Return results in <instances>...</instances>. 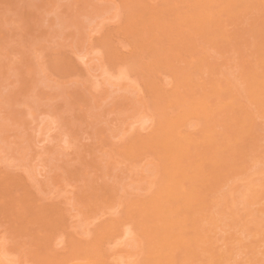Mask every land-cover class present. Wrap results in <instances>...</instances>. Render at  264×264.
Returning a JSON list of instances; mask_svg holds the SVG:
<instances>
[{
    "label": "rangeland",
    "instance_id": "374dc122",
    "mask_svg": "<svg viewBox=\"0 0 264 264\" xmlns=\"http://www.w3.org/2000/svg\"><path fill=\"white\" fill-rule=\"evenodd\" d=\"M133 1L0 0V264L62 263V257L59 256H63L64 252L67 254L66 251L70 248L67 244L71 245L70 241L67 243L69 236H74L79 241L75 244H80V240L82 244L85 239L88 242L87 239L90 241L94 233H97L95 230L102 224H108L113 218L125 217L122 215H125L129 207L134 208V203L142 198H152L155 193L162 177L161 162L155 153H145L138 149L141 143L137 144L140 135L143 134L142 140L149 135L159 112L155 97L147 88L146 81L150 71L141 72L144 69L135 68L136 65L123 66L118 60L114 62L116 56L108 52L110 49L107 43L112 41L114 46L119 45L120 49L117 48L121 52L118 55L127 52L128 56L131 47L130 43L129 46L125 43L129 40L125 38L123 26L126 19H129L128 16L137 11V14H140L142 10L139 6L142 9L144 2L151 8L159 7L160 2L164 5L167 3L168 8L169 2L141 0L138 3L136 0L135 5L136 2ZM260 1L263 5L258 7L256 6L261 2L252 1V8L248 4V11L243 7L246 4H242L246 10L242 8V14L239 12L237 16L234 15L235 12L232 13V18L223 15V25L217 24L221 25L220 29L224 27L225 30H221L225 33H222V37L221 33L220 37L215 35L216 40L214 35L213 39L209 37L212 40H207L208 36L201 35V39L197 33L193 36L194 32L190 33L189 29L184 31V36L181 35L183 39L180 40L185 42L176 40L180 50L182 47L184 53L186 46L187 51L177 55L178 64L176 61L171 63V60H175L174 57H167L171 66L179 67L180 72L181 67L183 69L188 61H195L196 64L199 61V67H194V62L190 61V65H193V68L190 66L192 72L198 69L195 70L196 75L190 72V69L187 70L189 73L178 74L176 68L177 80L185 76L187 79L192 73L195 85L203 83L201 86H205L204 89L207 87V91L208 87L217 89V84L219 88H225L226 91L220 90L222 97H219L222 100L220 104L224 103V111L217 101L218 97L217 102H214L218 108L220 106V109L216 110L217 113L215 110L212 113L213 116L216 115L214 121L213 117L211 118L217 128L209 126L217 131L221 139L227 136V139L231 140L228 139L227 143H232L226 144V139L219 140L215 135L218 138L215 139L222 144L225 142V145L218 146L219 154L216 153L215 156H219L221 165L220 162L218 165L213 164L215 169L212 170L209 156L218 149V142L212 143V149L216 147L215 152L209 150L212 145L206 146L207 149L205 145L200 146L205 149L199 150L205 151L202 156L206 161L208 158L204 153L207 156L210 154V160L206 162L204 159L203 162L205 167L207 165L208 177L212 176V181L207 180L208 183L205 180L203 184L207 185H201L206 197L204 204L208 207L197 210L192 214V219L195 220V231L206 234L208 238L206 236L205 239H209V242L207 241L206 245L202 243L199 248L196 244H191V250L187 251H184V247H176L177 250L171 251L167 249L169 256V253H174L173 264H213L215 258L220 260H216L214 264H264V100L258 101L264 94V1ZM215 28L214 31L219 30ZM214 31L212 34H215ZM165 33L167 39L169 35ZM187 42L193 44L187 45ZM189 49H192L191 52ZM187 52H190L191 56ZM172 55L175 56L174 53ZM146 57L144 56L145 60ZM120 58L118 56L117 59ZM186 66H189L188 63ZM185 67L184 69H187ZM128 68H131L130 71ZM163 72H155L152 75L162 77L160 82L163 79L165 82L167 72L162 76L165 73ZM150 75L151 73L149 77ZM169 75L170 73L167 76ZM173 78L172 81L167 78L168 87L172 85L171 82L176 84ZM258 78L260 81L257 82ZM254 80L255 83H251ZM255 84L263 89L256 91L258 86L255 87ZM227 88L231 91H227ZM253 88L262 96L256 99L259 95L253 92ZM196 90L199 92V89ZM249 90L254 93V97L250 95ZM211 92V98H216ZM230 93L235 96L237 102L232 103L233 106L227 105L226 108V101L228 104L229 101H235L234 96L229 98ZM255 104H258L263 112ZM214 107L218 109L216 105ZM228 107H232V110ZM242 107L245 109L242 110ZM235 109L238 111H235L234 115L239 111L241 113L240 116H234H237V121L232 120L234 118L230 120L232 116L229 117ZM238 116L242 121H238ZM195 120H192L194 126L191 125L190 129L197 132L193 133L198 139V134H203L200 130L205 126V122L198 118L200 123ZM200 140H196L197 147L198 142L200 145L204 144L203 139ZM197 147L194 149L198 153ZM134 148L141 152L136 153ZM231 148L234 153L229 152ZM226 149L229 151H225ZM136 154L140 155L135 156ZM192 157L191 160L194 158ZM191 160H188L190 165ZM241 160L245 162L242 163ZM188 161L185 168H190ZM193 168L195 167L190 168V172ZM167 171L168 176L169 170ZM211 172L213 173L210 176ZM40 217L42 220L38 222ZM50 222L54 223L50 224L51 229ZM87 233L88 237H85ZM47 237L52 243L48 244L51 247L44 244L45 249L43 242H40L42 239L49 243L48 239H44ZM50 237L55 238V241ZM139 237L135 239L134 236H129L124 241H121L122 237H118L115 238L119 241L117 244L110 238L115 245L109 246L115 250L118 248L115 252L108 249L110 257L115 260L110 259L114 260L113 262L119 260L120 264L145 263L146 245L144 241L143 247L140 245L141 242L137 241ZM131 238H134L133 241ZM108 242L110 241L106 244ZM192 246L197 250V256H194V253V257L189 255V251L194 252Z\"/></svg>",
    "mask_w": 264,
    "mask_h": 264
},
{
    "label": "bare ground",
    "instance_id": "6f19581e",
    "mask_svg": "<svg viewBox=\"0 0 264 264\" xmlns=\"http://www.w3.org/2000/svg\"><path fill=\"white\" fill-rule=\"evenodd\" d=\"M124 1L126 2V1H129V0H124ZM139 1H141V0H138V3H139ZM252 1H254L253 3H255L256 1H257L256 3L261 2L260 4L258 3L257 6H256V4L253 5L254 6L253 8H255V6L258 7L260 5H263L262 1H260V0L259 1L258 0H256V1L255 0H168V1L166 0V2H169V7L168 8H167V3L164 5V4H162V2H160L159 3L160 4L159 7L151 8L148 5H146L145 2H144V4L142 3V9L139 6V9L142 10V12L140 14H137L139 11H137L135 13V8H134V13L135 14L132 13L133 11H131V12L129 11L130 13H132L133 16L130 14L128 16L129 19L128 20L126 19V21H125L123 26H124L125 38L127 40H129L128 42L126 41L125 43L126 44L130 43V47H131L130 51L131 52L130 53L128 52V56H126L127 52L126 53L122 52L121 55H118V53L120 54V52H121V51L119 52V50H118L119 45L117 46L118 47L117 48L116 46H114L115 44L112 41H108L109 43H107L108 49H110L108 52L109 53L111 52V53L115 54L116 59H115L114 62H116V60H118L117 62H122L123 66L125 64L126 65L129 64V65H132V66L136 65L135 68L138 67V68H140V70L144 69L141 72H144V71L149 72L150 71L149 73H151L150 77H149V73H148V76H147L148 78H147L146 83L148 84L147 88H149V90L148 89H146V90H148V92L150 91L149 93L153 94V96L155 97V101L157 102V105H158L157 106L158 107L157 110H159V112L157 113L158 115L155 114L157 116L156 117L157 119L155 120L156 124L153 123L154 127L152 128V130H150L151 132L149 131L150 132V133H148L149 135L148 136L145 135L146 137H144L143 140H142V138H143L142 135L143 134L140 135L139 138L141 140L137 138L138 140H140V142H138V140H137V144L141 143V145H138L139 146L138 147L139 150H141V151L143 150V152H145V151L146 152L147 151L151 152L152 151L153 153H155L157 155V157L159 158V160L161 162V166H162V169H161L162 171L160 170L162 172V177H161V179H160V181L158 183V187H157L155 193L151 196L152 198H149V197L146 198V199L142 198L138 202L134 203V208L132 207L133 208L132 209L131 207H129L128 210L125 211V215H122V216H125V217H120V219L119 218H116V219L113 218V219H111L108 222V224L104 223V224L101 225V223H100L101 226L98 227L100 229L97 228L95 230V232H97V233L96 234L94 233V237H92V239H91L90 236H89V238L91 239L90 241L87 239L88 242H86V239H85V241H83L82 244H81V242H82L81 240H80V244H75L76 242L78 243L79 241L76 238H74V236H71V237L69 236L70 238L68 237L67 243L70 241L71 245H69V243L67 245L70 248H69V250L67 249V251H68V252L66 251L67 254H65V252H64L63 256L61 254H60L61 256L57 255V257L58 256L62 257V263H60L57 260V262H59V264H64V263L65 264H117V262L119 261L118 257L117 256L115 257V258H117L118 261L117 262H113L115 259L110 257L111 253H108V249H110L111 252H112V250L115 252L118 249V248L116 250H115V248L112 249V247L115 245L114 244L115 242H116V244L119 243V241L117 239L116 240L118 242L115 240V238H118V237H122L123 239L121 238V241H124L129 236H131V237L134 236L135 239L138 238L139 236H141V237H139V239L141 240V238H142V240L140 241L138 239L137 241L141 242L140 245L142 244V247H143V242L142 241H144L145 242L144 245H146L144 247V249L146 251L145 252L146 253L145 254L146 257H144L146 259H144V260H146V261H144L145 263H141V264H173L175 262V258L173 256L174 253L173 254H171L172 252L169 253L170 254V256H169L167 254L168 253L167 249L168 250L170 249V251H171L173 249L177 250L176 247H179V248L184 247V251H187V250H191L190 249L191 248V244H196L197 248H199V246H201L202 243H204L206 245V242L207 241L209 242V239L207 241L205 239L206 236H207L206 234L203 235L201 231L200 232L199 231H195L196 230L195 225H194L195 224L194 223L195 220L192 219L193 216H194V215L192 216V214L195 213L197 210H200L202 208L206 209L208 207V205L204 204V203H206L205 202V198L206 197L204 195V191H202V186L201 185L203 184V182H206L207 180L210 181L212 179L211 174L213 172L210 173L211 177H208L209 173L207 171V165L205 167V164L203 162V160L205 158L202 156L203 152H205V151L202 152V150H205V149H203L204 147L207 149L206 146L209 145V147H210L212 145L211 148H209V150L210 151L213 150L212 152H215V150H216L215 148L222 144V143L218 142V140L215 139V138H217L215 135H217L219 137V134L217 133V131L215 132L214 129H212V128H215V129L217 128V127H214L215 123L213 122L214 121V117H216V115L213 116L214 114H212V113H214V110L215 111L219 110L220 106H222L223 111H224V107H223L224 103H223V105L220 104L222 102V100L219 97H222L220 90H225V88L221 87V86H220L221 88H219V86L217 84L218 82L216 83L217 86L215 85V87L216 88L218 87L219 89L218 88L215 89L213 87V89H214L213 90L211 88L209 89V87H208V91L206 90L207 87H206V89H204L205 86L204 87L201 86L203 83L201 84L200 81L199 82H200L201 85H199V84L195 85V81H194L195 78L193 77L194 75L192 73H194L196 75L195 70L197 68L194 70V72H192L191 69L193 68V65L192 66L190 65V64H192V63H190L191 60L188 61V62L185 61V62L188 63L189 66L188 67L186 66L187 63H186V65L184 64L186 66V67L185 66L184 67L187 68V69H184V67L182 69V67H181V72L179 71L180 69H178L179 67H173V66H171V63H175L174 61L179 60V57H177V55L180 56L181 54H184L185 51H187L186 50L187 49L186 46H185L184 53H183L182 47L180 46L181 47V50H180V48L178 46L179 45L178 43L181 41L180 39H183L182 36H184V34H183L184 31L187 32L188 29H189L190 33L194 32L193 36L196 35V33H197V36H199V37L201 35H202V37L208 36V37H206L207 40L210 39L209 37H212L214 35V38L216 40V37H220V35L222 37L223 34L225 33V31L223 32V30H221L222 28L224 29L223 26L220 29V26L223 25V23L225 21L222 18L223 15H224V17L225 16H230L231 17V15L234 17L235 14L237 16V14H239V12L240 13L242 12L241 10H242L243 7H245L247 9L246 10L245 8H243L244 11L245 10L248 11V10H250V7L252 8V5H251ZM133 2H136L135 5H137V1L136 0H134ZM124 4H127V3H124ZM242 4H246V5H243V7H242ZM248 4L251 5V6L250 7H246V6H248ZM161 5H164V6H161ZM128 6H131V5H128ZM143 7H144V10H143ZM132 8H133V5H132ZM239 8H240V10H238ZM136 9H138L137 6H136ZM167 9H168V11H167ZM143 11H145V12H143ZM255 11H256V9H255ZM167 12H169V13L167 14ZM232 13H234V15ZM249 13H250V11H249ZM226 14H229V15H226ZM138 15H140V16H138ZM134 16H135L136 19L134 18ZM227 19H228V17H227ZM217 23L221 24V25H218ZM218 26H219V28H218ZM224 26H225V24H224ZM185 28H187V29H185ZM214 28H215V30H217V29H219V30L214 31ZM213 31H214L215 34H212ZM165 32H167V36L169 35L168 38L171 40V42H170V40L168 38L167 39L165 38L166 37L165 36L166 35ZM170 32H173V33H170ZM186 32H185V34H186ZM178 35H179V37H177ZM215 35H216V37H215ZM161 36H162L163 39L161 38ZM170 36H173V37L175 36L174 37L175 40H174L173 37H170ZM190 36H192V35H190ZM180 37H182V38H180ZM176 39L178 41L179 40L180 41L178 42ZM195 39H193V40H195ZM212 39H213V37H212ZM212 39H210V40H212ZM221 39H219V40H221ZM166 41H168V43ZM186 41H188V40L186 39ZM191 41H192V39H191ZM181 42L183 43V42H185V40L181 41ZM169 43H172L174 45L169 44ZM175 43H177V44H175ZM189 43L193 44V42H189ZM189 43L187 42V45H191ZM167 44H169V45H167ZM175 45H177L178 47L176 46V48H174ZM127 46H129V44ZM194 47H196V46H194ZM176 49H178L177 51L179 53L176 51ZM194 49H196V48H194ZM194 49H193V51H194ZM191 50H190V52H191ZM116 51H118V52H116ZM128 51H129V49H128ZM144 53H146V54H144ZM173 53L175 54V56L172 55ZM189 53H188V55L191 56V54H189ZM124 54H125V57H124ZM108 55H110V54H108ZM146 55L148 57H146ZM111 56H113V55H111ZM118 56L121 57V58L117 59ZM144 56L146 57L147 60H145ZM167 57L170 58V59L171 58L173 59V57H174L175 60H171L172 61L171 62V61H169V59H167ZM184 58H183V60H184ZM191 62H194V67H195V65L199 64V61H197L198 62L197 64L195 63V61H191ZM116 64L117 63H115V66H116ZM176 64H178L177 61H176ZM119 65H121V64H119ZM119 65H117V66L119 67ZM170 67H172V68H170ZM198 67H199V65H198ZM124 68L126 69V67H122V69H124ZM176 68L178 69L179 72H177ZM130 69L128 68L129 71H130ZM172 69L173 70L175 69V70L173 71ZM189 69H190V72H192V73H190L191 76H188L187 79H186V76H185V78H180L181 80L184 79L185 81L184 80L181 81L180 79L177 80V78H176V74L177 73L178 74H180L182 72H185V73L188 72L189 73V71H187ZM135 71H136V69H135ZM155 72H157V73L163 72L164 75H162V76H165V74L167 72L165 78L167 77V78H169L171 80L172 77H174L175 80H174V78H173V80L175 81L176 84H174V82H171L172 85L170 84V86L168 87L166 85V83L168 82L167 78H166L165 82H164V79H163L162 82H160L162 80L161 79L162 77H158L157 76L160 79V80H158V78L155 77L156 74H154V76L152 75ZM163 73H161V74H163ZM168 73H170L169 77L167 76ZM145 74H147V73H145ZM173 75H175V76H173ZM170 76H171V78H170ZM193 78H194V80H193ZM258 80L260 81L259 78L257 79V82H258ZM249 81H251V80H249ZM255 81L256 80H254L251 83H255ZM263 85H264V83H263ZM145 86H146V84H145ZM182 86H183V88H182ZM257 86H258L259 89L258 88H257V90L254 89ZM250 87H252V86H250ZM250 87H249V89H250ZM255 87L253 88V92H255V90L256 91H258V90L260 91V88L263 89V87H259L258 84L257 85L255 84ZM140 88H141V86H140ZM196 89H199V92H197ZM262 89H261V91H262ZM200 90H202V92H200ZM216 90H218L219 92L216 91ZM251 90H252V88H251ZM251 90H249L250 93H251L250 95L251 96L253 95V97H254V93L251 92ZM140 91L141 90H139V92ZM209 91L210 92L213 91V92H211V94H212V96L216 95V98L215 97L211 98V95H210ZM227 91H231V90H229V88H227ZM222 93L225 95V92L222 91ZM255 93H258L256 95H259V92H255ZM218 94H220L221 96H219ZM227 94H228V92H227ZM224 95H223V98L225 97ZM231 96H234V95L233 94L231 95V93H230L229 94V98ZM260 96H262V94L257 96L256 99L258 97H260ZM217 97L219 98V100H217L218 99ZM210 99H215V101L214 100L211 101ZM234 99H235V96H234ZM216 100L218 101V103L220 105L219 108H218L217 104L214 103V102H217ZM263 100H264V94H263V96L261 98L258 99V101L261 102ZM254 101L256 102V100H254ZM227 102L228 101H226V103ZM234 102H237V99H235V101H229V104L225 103V105H226L225 107L227 108V105H232V103H234ZM213 103H214V105H213ZM238 103H240V102H238ZM262 103H264V101ZM258 104H259V102H258ZM258 104H255V105L258 106ZM215 105H216V107L218 109H216L214 107ZM236 106L234 108H236ZM243 107L241 108L242 110L245 109ZM230 108L229 109L231 111L232 107H230ZM155 111H156V109H155ZM235 111H236V109L234 110V112H231L232 114H229V117L232 116V117H230V120H231V118H234V116L237 115V114L240 116V114H241L240 111L237 114L234 115ZM237 111H238V109H237ZM261 111H262V109H261ZM263 111H264V108H263ZM217 112L218 111H216V113ZM212 117H213V121L212 122L214 123L213 125H212V122H211V120H212L211 118ZM236 117L234 119H232V120H236ZM150 118L152 119V117H150ZM191 118H194L192 120L196 119L195 121L197 123L198 122L200 123L199 120L203 121V123L205 122V126L203 128H201V130H203V131L200 130L201 133L203 132L202 136H200L198 134L199 137H197L199 140H200V138H201V140L203 139L202 142L204 144L200 145V142H198L197 143V144H199L198 147L195 144L196 140H198V139H196V137L194 135V133H197V132L196 131L194 132V131H192L190 129L192 123L194 122V121L192 122ZM197 118L199 120H197ZM242 118H244V116H242ZM246 118H247V115L245 116V119ZM239 119H240V121H242V119L240 117L238 118V121H239ZM247 123L248 122L246 120L245 124H247ZM150 125H151V123H150ZM209 125H211L212 128ZM192 126H194V125H192ZM249 126H251V125L249 124ZM224 128H225V126H224ZM224 137L222 139H221V137H219V140L226 139L225 140L226 144L231 143V142L227 143V141L229 139V138L227 139V136H226V138H224ZM240 138H243V137H240ZM214 141L218 142L217 143L218 145L216 146V144H215L216 147L212 149ZM225 142H223L222 145H225L224 144ZM203 145H205V146L203 148H201ZM221 146H219V147H221ZM195 147H197L198 150L200 148L202 150H199V152L197 153V150L195 151V149H194ZM219 147L217 149L218 152L216 150V152L214 154H212L213 157L210 154H209L210 156L208 155L209 157H211V160L204 153V156L207 157L210 160L209 161L207 159V161H206V159H205L204 161H206V162L209 161V165L211 163V166L213 164H217L218 165V163L220 162L219 156L216 157L219 154ZM228 147L230 148V145ZM193 149L196 152L195 155L193 154ZM236 149H237V147H236ZM128 151H127V153H128ZM141 151L136 150V153L137 152L140 153ZM225 151L228 152L229 150L226 149ZM149 152H147V153H149ZM200 152H202V153H200ZM229 152L230 153L233 152L232 148H231V151H229ZM208 153H209V151H208ZM216 153H217V155H216ZM130 154H132V153H130ZM139 155L136 154L135 156H139ZM142 155H143V153L141 154V157H142ZM192 156L196 160H194V158ZM222 156H224V155L222 154ZM190 157H192L193 160H191ZM147 159H149V158H147ZM187 159L192 161L191 165H190V161H188ZM137 160H138V158H137ZM187 161H188V163L190 165V168L191 167H195V168L191 169L192 172H190V168H185V163H187ZM228 162H230V161H228ZM243 162H245V161H242V163ZM154 165H155V163H154ZM220 165H221V162H220ZM224 165H225V163H224ZM186 167H188V166H186ZM213 168H214V165L212 166L211 170ZM232 168H234V167H232ZM167 169L169 170V175L168 176H167V173H168ZM211 170H209V172ZM229 170H231V169H229ZM159 175H160V173H159ZM154 184H155V182H154ZM204 185H207V184L206 183L203 184V187H204ZM200 187H201V189H200ZM130 206H133V205H130ZM205 206H207V207H205ZM199 213H201V212H199ZM62 216L65 218L64 215H62ZM42 217H40V219H37V221L38 220H42L41 219ZM200 218H201V216H200ZM64 220H66V219H64ZM57 221H59V220L57 219ZM212 221H213V219H212ZM51 223H53V222H50L49 225ZM54 223H57V222L54 221ZM62 223H63V220H62ZM212 223H215V222H212ZM47 224H48V221H47ZM65 224H66V222L64 221L63 225H65ZM49 225H46V226H49ZM51 226L52 225H50V229L52 228ZM191 229L194 230L192 233H191V231H192ZM53 230L56 231L57 229H53ZM51 232L53 233L52 230H51ZM47 234H48V232H47ZM54 234L56 236V233H54ZM67 235L68 234H66V237H67ZM136 235H139V236H136ZM44 237H46V236L44 235ZM85 237H88V233H87V236H85ZM50 238H52V237H50ZM107 238H108V240H107ZM110 238L112 240L114 239L113 240L114 243L111 241ZM207 238H208V236H207ZM44 239L46 240V239H48V237L44 238ZM52 239H54L53 240V242H54L55 238H52ZM56 239H57V237H56ZM74 239H76L77 241L74 240ZM133 239L131 241H133ZM73 240H74V242L72 243ZM48 241H49V243H47V241L46 242L42 241V239H41L40 244H42V242H43V244H42L43 247H45L44 244L45 245L46 244L47 245L48 244L51 245L50 244V243H52V242H50L51 240L48 239ZM107 241H110V242H108V244H106ZM62 244H63V242H62ZM110 244H112V247L109 246ZM124 245H126V244H124ZM138 245H136V246H138ZM48 246H47V248H48ZM173 246H174V248H173ZM189 246H190V248H189ZM49 247H51V246H49ZM121 247H123V246H121ZM193 247L194 246H192V249H193L194 252L189 251V252H191L190 254H189V252L188 253L185 252V253L189 254L191 257L197 256V253H196L197 250H195V248H193ZM52 248H53V246H52ZM119 248H120V246H119ZM45 249H46V247H45ZM49 250L50 249H48V251ZM48 251L46 250L47 253H48ZM50 253H49V255H50ZM193 253H194V256H193ZM207 253H208V251H207ZM187 254H186V256H187ZM204 254H205V252H204ZM49 255H47L48 258H49ZM54 255H52V256H54ZM114 256L115 255H113V257ZM206 256H207V254H206ZM210 256H212V255H210ZM212 257H214V255ZM48 258L45 257V259H47V261L49 260ZM110 258L114 259V260H111ZM56 259L60 260V258H56ZM207 259L209 260V259H211V257L207 258ZM218 259L215 258L213 261L216 262V260H218ZM120 260H122V258H120ZM128 260H126V262ZM129 261H128V263H129ZM133 261L135 262L136 260H133ZM43 262H45V261H43ZM122 262H123V260H122ZM214 262H213V264H214ZM207 263H210V262H207ZM207 263L205 262V264H207ZM118 264H120V263L118 262Z\"/></svg>",
    "mask_w": 264,
    "mask_h": 264
}]
</instances>
